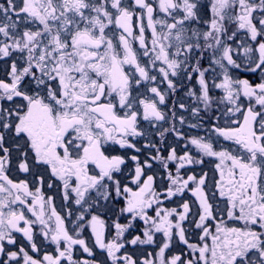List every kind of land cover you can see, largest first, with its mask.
<instances>
[{"label": "snow or ice", "instance_id": "obj_1", "mask_svg": "<svg viewBox=\"0 0 264 264\" xmlns=\"http://www.w3.org/2000/svg\"><path fill=\"white\" fill-rule=\"evenodd\" d=\"M0 264H264V0H0Z\"/></svg>", "mask_w": 264, "mask_h": 264}]
</instances>
